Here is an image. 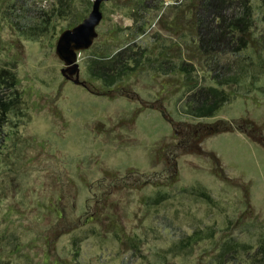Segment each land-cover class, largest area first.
Returning <instances> with one entry per match:
<instances>
[{"label": "rangeland", "instance_id": "rangeland-1", "mask_svg": "<svg viewBox=\"0 0 264 264\" xmlns=\"http://www.w3.org/2000/svg\"><path fill=\"white\" fill-rule=\"evenodd\" d=\"M251 1L257 35L264 13ZM136 2L102 1L98 34L77 52L83 86L55 53L73 15L58 0H0V69L17 79L0 92L18 98L0 131V264L215 263L226 236L264 255V44L218 57L241 81L223 86L235 95L210 117L184 114L181 80L153 67L97 89L92 51L134 36L135 16L139 41L181 42L169 57L191 59L201 77L215 66L180 38L194 1L149 0L143 14ZM91 6L74 2L84 16ZM216 122L231 130L204 132Z\"/></svg>", "mask_w": 264, "mask_h": 264}, {"label": "trees", "instance_id": "trees-1", "mask_svg": "<svg viewBox=\"0 0 264 264\" xmlns=\"http://www.w3.org/2000/svg\"><path fill=\"white\" fill-rule=\"evenodd\" d=\"M58 1L60 12L73 15V19L67 27L75 25L85 17L84 14L75 11L74 2L76 0ZM192 1H194L192 8L188 10L192 14L187 17L188 19H184L185 22L188 21V26L183 27L186 29L180 34V38L185 42L187 50L194 47L196 54L200 57H207L215 65L206 74L202 77L198 75L196 64L191 59L182 58L181 61L177 62L169 57L171 54L169 49L171 51L174 50V47L179 49V46L182 45L181 42L165 43L161 41L159 45L152 48V45L139 41L137 36L143 32L142 22L140 17L135 16L131 32L126 34V36L135 34L134 36H129L122 42L116 41V44H109L104 48H95L92 51L86 66L90 78L98 83L97 86H94L102 91L111 92L114 87L118 88V85L125 79L140 73L146 67H153L160 73H172L174 78L181 80L184 91L179 100L182 103L181 110L184 114L197 118L215 115L221 106L235 95L234 90H226L223 86L241 81L238 73H224L218 66L220 62L218 57L229 52L240 54L250 47L258 49L260 45L264 44V32L256 35L253 30L256 17L252 14L253 4L251 0ZM235 2L243 7L242 13L228 14L227 10ZM150 7L149 0H137L134 13H148ZM259 7L263 9L264 13V0H259ZM262 60L264 61V59ZM261 65L264 71V62ZM206 78L210 79L213 84H206L203 81ZM0 80L5 84L1 88H16L17 79L10 67L0 69ZM94 86L93 88H95ZM17 99L15 96L8 97L0 92V131L2 130V122L6 121V112L12 108ZM204 129V132L208 133L211 131H229L231 126H220L216 122ZM251 136L254 138V134L251 133ZM200 150L198 147V151ZM242 253H245L250 261L246 264H264V255H257V252L252 250L250 245L237 240L234 236H226L218 244L214 253L215 263L206 264H240L229 262H234Z\"/></svg>", "mask_w": 264, "mask_h": 264}, {"label": "water", "instance_id": "water-1", "mask_svg": "<svg viewBox=\"0 0 264 264\" xmlns=\"http://www.w3.org/2000/svg\"><path fill=\"white\" fill-rule=\"evenodd\" d=\"M102 1L104 0H92L89 13L75 25L63 29L56 40L55 53L65 64L60 69L62 74L83 86H86V81L80 79L77 52L90 48L98 34L97 26L103 17Z\"/></svg>", "mask_w": 264, "mask_h": 264}]
</instances>
